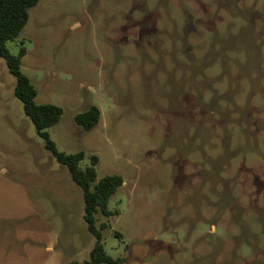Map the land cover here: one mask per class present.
<instances>
[{"label":"rangeland","instance_id":"rangeland-1","mask_svg":"<svg viewBox=\"0 0 264 264\" xmlns=\"http://www.w3.org/2000/svg\"><path fill=\"white\" fill-rule=\"evenodd\" d=\"M63 110L60 152L118 175L102 244L123 264H264V0H39L7 44ZM0 57V264L89 260L83 191ZM91 106L100 123H75Z\"/></svg>","mask_w":264,"mask_h":264},{"label":"trees","instance_id":"trees-1","mask_svg":"<svg viewBox=\"0 0 264 264\" xmlns=\"http://www.w3.org/2000/svg\"><path fill=\"white\" fill-rule=\"evenodd\" d=\"M39 0H0V57L6 62L9 72L16 79L15 96L22 102L25 115L33 123L37 134L45 141L46 149L57 162L67 168L72 180L83 191L85 203L84 221L87 230L92 234L96 243L89 260L84 263L74 261L71 264H123V260L114 259L107 254L102 244V231L107 225H97L96 215L109 219L118 211L109 209V201L113 194L122 186L121 176H107L99 181L97 174L98 158L92 155L89 167H79L86 154L80 151L75 154L60 152L51 140L49 129L59 123L63 110L52 104H37V91L28 77L22 72V58L26 54L22 48L18 55L12 54L7 44L15 41L27 25L29 11L38 4ZM101 110L91 106L85 112L75 117V123L86 132L92 131L101 121Z\"/></svg>","mask_w":264,"mask_h":264}]
</instances>
